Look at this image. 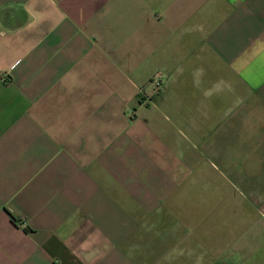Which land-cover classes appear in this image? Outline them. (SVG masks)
<instances>
[{
    "label": "crops",
    "instance_id": "0c3cea01",
    "mask_svg": "<svg viewBox=\"0 0 264 264\" xmlns=\"http://www.w3.org/2000/svg\"><path fill=\"white\" fill-rule=\"evenodd\" d=\"M0 264H264V0H0Z\"/></svg>",
    "mask_w": 264,
    "mask_h": 264
},
{
    "label": "built area",
    "instance_id": "2783aa9c",
    "mask_svg": "<svg viewBox=\"0 0 264 264\" xmlns=\"http://www.w3.org/2000/svg\"><path fill=\"white\" fill-rule=\"evenodd\" d=\"M146 87H149L150 89L147 91L145 88L140 89V100L143 101H151L154 96H156L162 88V82L159 77L153 76L149 79L148 83L146 84Z\"/></svg>",
    "mask_w": 264,
    "mask_h": 264
}]
</instances>
